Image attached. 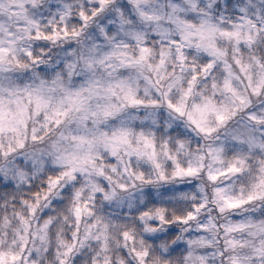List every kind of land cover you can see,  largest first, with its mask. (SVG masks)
Segmentation results:
<instances>
[{"label": "rangeland", "instance_id": "374dc122", "mask_svg": "<svg viewBox=\"0 0 264 264\" xmlns=\"http://www.w3.org/2000/svg\"><path fill=\"white\" fill-rule=\"evenodd\" d=\"M98 1L100 10L109 4ZM131 1L139 20L152 25L144 22L143 28L122 18L110 23L113 29L105 23L99 30L75 27L62 36L53 29L43 37V26L65 29L71 0H0L1 168L7 165L6 172L23 182L45 166L58 167L50 199L79 175L88 197L102 183L112 197L117 194L109 182L112 173L115 185L126 188L124 175L139 178L134 164L153 169L158 163L150 130H135L133 124L163 108L184 120L186 131L218 138L207 149V178L215 184L220 209L242 207L264 188V62L250 54V42L264 36V0ZM146 26L169 39L174 52L158 49L159 59L152 63L156 55L140 45L150 31ZM37 39H47L50 50L57 47L56 58L35 62L36 70L52 72L49 78L20 62L30 58ZM139 89L146 95L163 90L166 105L162 100L140 106ZM106 156L117 160L108 170ZM201 170L202 163H189L181 175ZM129 196L124 194L131 201ZM232 213L221 230L228 264H264L263 213ZM209 218L199 221L184 244L192 264H217L211 250L194 256L202 242H212ZM38 245L27 233L19 250L0 254V264H34L29 253Z\"/></svg>", "mask_w": 264, "mask_h": 264}, {"label": "trees", "instance_id": "16d2710c", "mask_svg": "<svg viewBox=\"0 0 264 264\" xmlns=\"http://www.w3.org/2000/svg\"><path fill=\"white\" fill-rule=\"evenodd\" d=\"M106 2L109 4L100 10L98 0H71L74 5L66 15L65 29L61 30L60 24L56 28L43 26L42 36L51 35L53 29L59 36L63 35L62 31L67 33L75 27L99 30L105 23L113 29L110 23L122 18L125 23L132 22L143 28L144 22L152 25L149 20H139L131 0ZM146 29L150 31L140 40V45L153 51L156 56L152 63H155L163 48L170 47L171 50L174 46L169 39L151 31L149 26ZM32 42L34 52L30 58L22 56L21 65L49 78L52 72L43 68L36 70L35 62L45 64L50 57L56 58L57 47L47 48L48 44H44L47 39ZM130 46L134 48L132 44ZM250 46V54L264 62V36L250 42ZM199 57L201 61L204 59ZM167 69H170L169 64ZM151 92L146 95L142 89L137 91L140 106L149 108L153 101L160 103L162 100L166 105L163 90ZM142 113L140 109L139 114ZM182 122L185 123L163 108L150 120L134 122L135 130L140 127L150 130L158 163L152 164L153 169L134 164L139 178L124 175L121 181L127 184L126 188L115 185L117 175L112 173L111 189H117V194L112 197L108 195L106 183L100 185V191L95 192L93 198L88 197L90 190L85 186V177L79 175L50 199L51 182L61 172L58 167L45 166L38 173L25 175V181L16 182L11 173L6 172L10 168L5 164L3 168L0 166V254L19 250L22 238L29 233L35 243L39 242L38 248L34 247L29 253L34 264H192L184 244L198 231L199 221L209 216L207 235L213 236L212 242H202L194 256L199 259L198 255L211 250L212 261L228 264V248L222 242L223 224L231 212L255 209L264 214V188L263 193L253 194L242 207L220 209L215 184L207 178V149L218 138L198 130L186 131ZM30 149L37 153L38 146ZM102 159L107 170L117 162L109 156ZM20 162L23 161L17 162V168H20ZM189 163H202L203 170L181 175ZM129 177L136 184H131ZM128 192L132 195L129 196L131 201L124 198ZM263 214L260 215L264 217ZM88 231L92 234L88 235Z\"/></svg>", "mask_w": 264, "mask_h": 264}]
</instances>
